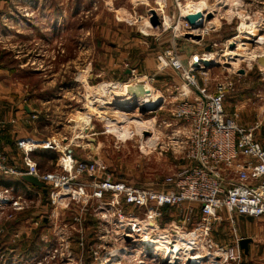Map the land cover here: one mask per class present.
Listing matches in <instances>:
<instances>
[{
	"label": "rangeland",
	"instance_id": "1",
	"mask_svg": "<svg viewBox=\"0 0 264 264\" xmlns=\"http://www.w3.org/2000/svg\"><path fill=\"white\" fill-rule=\"evenodd\" d=\"M199 1L203 0H0V24L2 20L6 23L0 28V116L5 115L3 110L9 103L19 108L27 102H44L53 124L52 131L42 130L45 136L41 138L54 135L59 144H71L77 158L105 163L106 174L120 181L159 187L168 174L186 164L176 159L172 150L156 149L150 143L157 138L166 140L167 129L161 120L170 118L173 97L183 80L166 67L147 83L168 98L167 104L162 109L160 104L150 109L122 105L130 110L123 117L119 112L105 114L107 96L100 94V88L114 83L118 88L117 82L128 81L134 67L144 75L153 66L155 74L159 53L175 42L184 63L206 51L217 53L218 65L210 67L207 76H198L199 85L212 91L217 81L229 84L225 101L228 116L244 126L258 125L257 138L264 143V67L257 62L264 55V39L257 43V39L241 42L238 38L251 29L264 37V0H206V13L214 14L204 22L209 32L203 37L197 30L196 34L188 33L199 34L200 39L188 38V34L175 38L183 33L179 25L182 13ZM160 7L165 27L161 23L149 26L151 11ZM230 41L236 42L233 50ZM117 93L107 102L109 110L117 108V96L125 94L122 87ZM136 116L153 120L155 126L150 130L155 139L147 142L151 133L141 137L144 133L134 121ZM59 154L53 150L48 158L38 156L40 169H60ZM17 158L23 156L17 154ZM78 179L91 180L87 174ZM27 184L29 188H20L25 194L23 209L9 208L0 222V264H167L141 249L150 237L147 230L134 242L125 237V226L117 229L113 212L103 210L109 207L103 200L110 199L90 197L93 187L89 184L85 189L88 201L76 196L78 199L55 204L42 188ZM35 191L42 194L35 196ZM189 206L164 208L162 226L179 224ZM143 213L135 214L142 218ZM186 227L184 233L193 226ZM236 232L253 238L252 254L243 251L240 261L232 260L231 252L227 260L224 253L215 259L207 256L201 264L220 260L222 264H264V221L236 216ZM212 237L219 246L230 247L235 231L225 220L217 224ZM62 241L70 243L64 251L73 253L72 261L51 257L52 246Z\"/></svg>",
	"mask_w": 264,
	"mask_h": 264
},
{
	"label": "built area",
	"instance_id": "2",
	"mask_svg": "<svg viewBox=\"0 0 264 264\" xmlns=\"http://www.w3.org/2000/svg\"><path fill=\"white\" fill-rule=\"evenodd\" d=\"M162 8H158L157 13L161 26L165 27L166 20ZM186 15L182 13L183 21H179L183 33L175 34V38L195 33L196 30L197 33L202 34V37L209 32V27L206 26L201 30L194 28L185 20ZM231 43L230 41L229 45ZM209 52L211 51L197 54L201 57L199 60L193 55L188 63H184L176 43L173 42L159 53L160 63L155 74L143 75L134 67L129 70L131 73L129 80L121 82L123 85L147 83L153 81L155 76L166 67H170L183 80V85L178 87L177 95L173 97L175 99L170 108V118L161 120V125L167 129L166 140L160 141L157 138L150 143H153L156 149L160 147L172 150L175 158L183 159L186 164L182 165L179 171L168 174L162 182H159V187L120 181L111 174H106L105 163L92 158L83 160L77 158L74 155V148H70L71 144H59L54 135L48 138L34 136L19 138L17 146L23 152L24 162L20 166L12 164L0 140V182L10 179L24 180L26 175L34 176L44 183L47 195L53 204L64 199L74 200L81 197H86L83 199L88 201L90 195L87 196L85 189L89 184L93 187L90 197L110 199V201L103 200L104 205L109 206L103 207V210L113 212V222L117 229H124L125 226L127 230L123 232L126 238L135 242L136 237L145 230L149 232L150 237L164 232L161 242L168 244L175 251L171 252L166 260L165 256H156L155 258L160 262L169 264L172 261L177 263L181 261L184 264L195 257L201 264L207 256L215 259L223 253L227 255L225 257L227 260L229 252L232 260L240 261L244 250L239 242L243 237L236 232V216L264 221V143L257 138L258 125L244 126L235 118L228 116L225 101L229 84L222 80L217 81L215 90L212 91L207 85L204 87L199 85L198 76H207L209 68L204 67L203 64L197 67L195 63L207 56L213 61H219L217 53L212 51L213 53L208 55ZM167 99L166 96L161 95L159 109L167 104ZM84 108L86 109V106ZM38 116H40L38 113L34 114L35 118ZM47 116L49 117L45 115ZM4 127L3 122H0V130L3 131ZM120 129H123L122 126ZM145 132L153 134L149 128L144 130L141 137L146 135ZM40 147L60 152L57 160L60 169L53 171L40 169L30 156L31 152ZM82 174H87L91 180L78 179ZM41 194L38 191L34 192L35 196ZM24 195L14 185L0 186V220L4 218L9 208L23 209L21 200ZM186 203L190 206L188 212L182 213L179 224L162 226L164 208ZM128 208L132 210L127 211ZM196 208L199 212H195ZM136 212H144L143 217L135 214ZM225 220L235 231V240L230 247L219 246L212 237L217 224ZM190 224L193 227L186 233L189 248L183 245L179 246L181 248H175L178 234L184 233V230H187L186 226ZM136 226L140 229L137 233L133 231ZM63 241L62 244L54 245L55 248L52 246L54 251L51 252V257L55 259L57 256L72 261L73 253L64 251V248L69 249L70 243L66 244ZM148 242L146 241V244ZM165 248L167 252V247ZM201 251L202 253H199Z\"/></svg>",
	"mask_w": 264,
	"mask_h": 264
},
{
	"label": "bare ground",
	"instance_id": "3",
	"mask_svg": "<svg viewBox=\"0 0 264 264\" xmlns=\"http://www.w3.org/2000/svg\"><path fill=\"white\" fill-rule=\"evenodd\" d=\"M206 9H207L206 0L199 1L197 3L190 4V6L188 5L186 7V10L184 11V15L188 14L189 12L196 13V12L201 11V12H203V14L205 16V18L202 19V24H204L205 20L208 19L207 18L208 14L206 13ZM148 24H149V26H152V23L149 22V21H148ZM238 38H239V40L241 42H243V41H252L254 39H257V41H256L257 43H260V40L264 39V37L261 34H259L256 29H251L250 31H247L245 34L241 33V34L238 35ZM245 44L248 45L247 42ZM212 53L213 52L211 51V52L208 53V55H210ZM207 57H209V56H207ZM196 58H197L196 60H198L200 57L197 56ZM208 59H209L208 61L212 60L211 57H209ZM205 60H207V59H205ZM164 61H163V63H165ZM117 84H119L118 88H115V87H117L116 83L111 84L110 86L103 87V90H102V88H100L101 89L100 94H102V96L103 95L107 96L106 97L107 101L105 102L106 104L103 107L106 115H109L112 112L113 113L114 112H119L120 116L123 117V116L126 115V113H129L127 111H130V110L126 106H122V105H130V104L138 105L139 104L138 105L139 108L150 109V108H156L160 104V102L162 101L161 100V96L158 94V92L155 91L154 89H152L154 87H152L148 83H140V84L139 83H136V84L135 83H124V85H123V83L117 82ZM121 87H122V90L124 91L125 94L117 96L118 99L116 98V102H120L119 106L117 108L115 107V108H111L109 110V106H108L109 103H107V102L110 100L111 95L117 93V89H119ZM120 93H122V92L120 91ZM116 109H118V111ZM134 121L139 126L142 134L144 133V130H149V128L155 126L153 120L149 121V120L144 119L143 117H139L138 118V116H136ZM155 137H156L155 134L154 135L152 134L147 139V142L149 141V139H155ZM40 148H42V147H40ZM133 231H135L137 233V232L140 231V229L138 228V226H136L133 229ZM161 237H162V232L161 233L159 232L155 236L148 237L149 239H146V241H149L147 244H146V241H145V243H143V245H140V246H141V249H143V251H144V253L146 255L150 254L153 257H156V256L163 257V256H165V260H166V258H168V256H169V254H171V252H174L175 250L170 248L168 246V244L161 242ZM177 237H178V242L175 245V248H181L179 246H182V245L184 247L189 248L187 246V241L186 240H188V235L186 233H179ZM165 247H167V252H166V248ZM198 257L201 258L202 256L198 255ZM214 262H216V261L214 260ZM143 263L145 264V262H143ZM176 263L177 262L172 261L170 264H176ZM116 264H120V262L117 261ZM184 264H200V260L194 257L192 260L190 259L189 262H186ZM214 264H222V263L220 261H218L217 263H214Z\"/></svg>",
	"mask_w": 264,
	"mask_h": 264
},
{
	"label": "crops",
	"instance_id": "4",
	"mask_svg": "<svg viewBox=\"0 0 264 264\" xmlns=\"http://www.w3.org/2000/svg\"><path fill=\"white\" fill-rule=\"evenodd\" d=\"M6 23L2 20V24H0V28L4 27ZM155 68L153 66H150V68H147L145 74H152L154 72ZM16 104L9 103L8 106H5V110H3L5 115L0 116V122H3L5 125L3 132L4 135H6L7 139H3L2 146H4V150L7 152L8 157L12 164H15L17 166L22 165L23 158L18 159L17 154L23 156V152L18 153L21 150L17 146V140L19 138L25 137V136H34L37 138H41L43 135V129H51L52 127V119L45 117L47 114L46 111L48 110L47 104L44 102L41 104H38L37 102H34V104L26 103L23 105V107L15 106ZM45 111V112H44ZM38 113V118L34 117V114ZM2 131V130H0ZM52 131V129L50 130ZM48 138V137H46ZM36 160V159H35ZM53 163V162H52ZM14 182H19V186L17 188H27L29 184L25 180H14L10 179ZM9 180H2L0 182V186L7 187L12 186L13 182L9 184ZM27 185V186H26ZM15 186V184H14ZM31 186V185H30ZM16 187V186H15ZM29 187V186H28ZM32 187H35L34 185ZM4 218L0 220V222H3ZM244 237V236H242ZM250 237V236H247ZM252 243H250V250L249 254L251 252L252 254Z\"/></svg>",
	"mask_w": 264,
	"mask_h": 264
},
{
	"label": "water",
	"instance_id": "5",
	"mask_svg": "<svg viewBox=\"0 0 264 264\" xmlns=\"http://www.w3.org/2000/svg\"><path fill=\"white\" fill-rule=\"evenodd\" d=\"M213 13H208V16L207 18L210 19L213 17ZM205 18L203 12L199 11V12H196V13H189L185 16V20L187 22H189V24H191L194 28H202L203 26H205L204 24H202V19ZM150 21L152 23L153 26H158L161 21H160V18L157 14V12L153 9L151 11V17H150ZM189 37H195V38H198L200 39L201 36L198 34V35H193V34H188V38ZM210 47H208L209 49ZM236 48V42L234 43H231L230 44V49L233 50ZM257 62L259 65L263 66L264 67V55L262 56H259L258 59H257ZM200 64H203L204 67L206 68H210L214 65H218V62L216 61H208V60H201L200 62H197L195 63V65L197 67L200 66ZM144 109H147V108H144ZM143 110V109H142ZM145 134H147V132H145ZM24 180L36 187H39V188H43L44 187V183L39 181L38 178L34 177V176H30V175H26L24 176ZM44 193L47 194V189L44 188L43 189ZM253 242V238L252 237H243L239 244L241 246V248L244 250L245 254H249V250H250V243Z\"/></svg>",
	"mask_w": 264,
	"mask_h": 264
},
{
	"label": "trees",
	"instance_id": "6",
	"mask_svg": "<svg viewBox=\"0 0 264 264\" xmlns=\"http://www.w3.org/2000/svg\"><path fill=\"white\" fill-rule=\"evenodd\" d=\"M3 139H4V140L7 139V141H8V138H6V135H4V132H3V131H0V140L3 141ZM51 151H53V150H51V149H45V148H39V149H36V150H34L33 152H31V153H30V156H31L33 159H37L38 156H42V157H44V158L47 156V158H48V157L50 156ZM51 158H53V156H52ZM37 160H38V159H37ZM37 160H36V162H37ZM37 164H38L39 167H41L39 161L37 162ZM9 181H10L9 184H11V183L13 182L12 185L15 184L16 187H18V186L20 185L19 182H14V181H12V180H9Z\"/></svg>",
	"mask_w": 264,
	"mask_h": 264
}]
</instances>
